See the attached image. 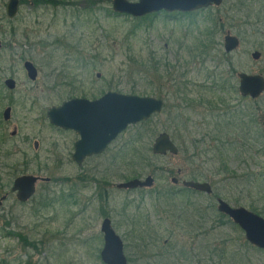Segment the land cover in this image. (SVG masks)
Masks as SVG:
<instances>
[{"label":"rangeland","instance_id":"rangeland-1","mask_svg":"<svg viewBox=\"0 0 264 264\" xmlns=\"http://www.w3.org/2000/svg\"><path fill=\"white\" fill-rule=\"evenodd\" d=\"M8 1L0 0V198L8 195L0 209V264H104L105 218L123 240L129 264H264V251L221 217L216 200L255 208L264 217V94L252 99L238 90L239 73L264 76V1L225 0L194 16V24L189 15L152 20L118 15L113 0H58L75 5L41 9L23 0L10 19ZM217 22L225 25L218 41L231 33L240 38V47L224 57L215 45L209 59H193L203 31H214ZM220 48L225 52L224 44ZM254 51L261 52L259 61L252 58ZM26 61L37 67L36 81L27 76ZM167 64L178 67L176 84L183 92L173 91L169 98L164 91L173 79L163 69ZM211 76L228 77L230 84L215 89L222 84H214ZM8 78L16 81L13 91L5 86ZM110 91L158 93L165 107L141 129L127 130L103 154L78 166L72 157L79 135L54 127L47 112L70 99L95 100ZM210 105L220 109L216 115L233 108L228 125H252L250 139H237L232 126L209 112ZM8 107L12 116L5 121ZM219 131L238 144L225 149V164L214 149L207 151ZM162 132H170L178 155L154 158L146 152ZM136 153L141 158L133 163ZM200 173L213 195L183 190L182 181ZM26 174L50 180H40L31 199L20 203L11 188ZM149 175L155 178L151 188L117 187ZM169 188L173 196L163 195ZM24 237L37 246H25Z\"/></svg>","mask_w":264,"mask_h":264},{"label":"water","instance_id":"water-1","mask_svg":"<svg viewBox=\"0 0 264 264\" xmlns=\"http://www.w3.org/2000/svg\"><path fill=\"white\" fill-rule=\"evenodd\" d=\"M224 0H113L112 9L118 15H129L141 18L160 12L192 13L210 7H220ZM20 8V0H9L6 7L8 18L14 19ZM224 51L227 54L235 52L241 45L239 37L227 34L224 37ZM261 52L254 51L252 58L259 61ZM24 68L30 80L36 81L37 67L30 61L24 63ZM239 92L243 97L258 99L264 94V76L260 74L239 73ZM8 90L16 89L17 84L13 78L5 80ZM164 102L161 99L149 96H138L107 92L102 97L89 100L87 98H73L65 101L59 107H51L47 117L50 123L64 130H73L79 136L75 143L73 161L81 166L87 158L103 154L107 148L119 138L129 127L148 121L154 115L163 111ZM12 116V108L4 111V119L8 121ZM154 155H178L179 148L167 132L160 133L153 145ZM49 181L35 175H21L17 177L12 186V192L21 203H26L36 192L37 183ZM178 179L173 182L177 183ZM155 178L151 175L144 179H131L117 185L119 189L133 190L137 188H151ZM185 188H191L205 194H212L213 188L209 182L193 180L183 181ZM8 196L0 198V209ZM218 211L228 216L244 232L248 243L264 251V217L248 210L245 207H234L223 199L218 200ZM104 234V248L101 259L104 264H129L124 253V242L113 228L112 221L106 218L101 226Z\"/></svg>","mask_w":264,"mask_h":264},{"label":"trees","instance_id":"trees-1","mask_svg":"<svg viewBox=\"0 0 264 264\" xmlns=\"http://www.w3.org/2000/svg\"><path fill=\"white\" fill-rule=\"evenodd\" d=\"M44 0H38L37 2L39 3V2H43ZM45 1H51V0H45ZM246 1V0H245ZM253 1V3H263V1L264 0H252ZM21 2H23V0L21 1ZM60 3V2H59ZM225 4V0H224V3H223V5ZM222 5V6H223ZM263 7H264V3H263ZM244 8V7H243ZM242 8V9H243ZM213 9H214V7H211V8H208V9H206V10H201V11H198V12H193V13H190V14H188L191 18H192V20H191V18H190V20H191V23L193 22V17L194 16H196V15H198L199 13H203V12H212L213 11ZM241 9V10H242ZM257 14V16H261L262 17V15H263V12H260V13H256ZM166 17L167 18H171L172 17V15H166ZM146 18H150V20H152V16H147ZM193 24H194V22H193ZM225 29V25L223 24V23H220V22H217V27H216V29L214 30V31H207V30H205V31H203V32H206L205 33V35H204V39L201 41V44L200 45H202L201 46V48L199 49V50H197V52H196V55L195 56H193V59H201V60H204V59H209L212 55V52H213V50H215V48H214V46L215 45H218V49L217 50H219L221 53H222V55L225 57H227V56H229L227 53H225V52H223V50L220 48V47H222L223 46V42L221 41V39H220V42L218 41V37H221V36H223L225 33H224V30ZM203 32H201V35L203 34ZM173 67H175V66H173ZM163 69L165 70H169L170 72H169V74H171L172 75V73H173V68H172V66H170L169 64H167L166 66H165V68L163 67ZM184 75H182V77H183ZM232 77H233V75H232ZM209 80H212V82L214 83V84H217V83H219V84H222V85H213V88H215V89H217L219 86H222L223 87V85H229L230 84V79L228 78V77H226V78H222L221 79V77H218V78H214L213 76H211V77H209ZM219 80H221V83L219 82ZM224 80V81H223ZM177 85V84H176ZM237 85V84H236ZM176 87V89L178 90V86H175ZM186 87V86H185ZM225 88L223 87V89H222V91L224 90ZM232 89H233V87H232ZM165 92V96H166V91H164ZM155 94V93H154ZM158 94V93H157ZM157 94H155V96H159V98H163L162 96H160L159 94L157 95ZM183 101L184 102H186L188 105H190L191 104V100H188V99H183ZM204 102V101H203ZM222 103H224V101L222 102ZM209 104H211V103H209ZM165 107V106H164ZM176 107V106H175ZM174 107V108H175ZM190 107V106H189ZM210 108H212V110H209V112H213V113H215V118L218 116V120L219 121H221V122H223L226 126H232V128H233V132L234 133H236V134H233V135H236V137H237V139H239L238 138V136L239 135H241V137L243 138V139H250V134H247V132L251 129V127H252V125H250V124H247V125H245V124H239V125H235L234 123H231L230 125H228V121H229V116H230V114H231V111H233L234 109L233 108H225V109H221V111H222V113L219 115H216V113L217 112H219L220 111V109H218L217 107H215V106H211L210 105ZM229 110V111H228ZM228 111V112H227ZM246 114V113H245ZM244 114V115H245ZM219 116H221V117H219ZM224 116V118L222 119V117ZM232 116V115H231ZM249 121L251 122V123H254L255 124V120L252 118H249ZM146 124V122H142V123H140V124H137V125H135V126H132V127H130L128 130H135V129H141L144 125ZM248 125H250V126H248ZM248 126V127H247ZM167 133H170V132H167ZM227 135L225 134L224 135V138H222V133L219 131L218 133H214V134H212V137H211V141L213 142V144H216V146H218L217 148H214V147H216V146H214L213 147V144H211L210 145V147H209V149H207V151H209L208 153H210V151H212V149H214V152L215 153H219L220 154V156H221V159H222V162L224 163V159H223V154H224V152H225V149H229V147L230 146H236V147H238V144H237V140H231V141H229V140H227ZM142 138V137H141ZM140 138V139H141ZM172 138V137H171ZM173 140V139H172ZM174 141V140H173ZM136 142V140L135 139H133V140H130L128 143H127V145L129 146V145H131V146H133L134 145V143ZM175 142V141H174ZM208 146H209V144H208ZM179 148V147H178ZM211 148V149H210ZM180 151V150H179ZM146 152L150 155L151 153H152V155H153V152H152V148H146ZM139 153H136L134 156L132 155V157L130 158V161L131 162H133V163H135V161L137 160V159H139V158H141L140 157V155H138ZM197 156V153H195V154H193L192 155V157L190 158V159H195V157ZM153 157L154 158H158V157H155L154 155H153ZM146 161H148V160H146ZM225 164V163H224ZM155 174V173H154ZM136 178H137V176H136ZM203 180V179H205V177H204V174L203 173H200V175H198V176H194L193 177V179L192 180ZM170 189V188H169ZM168 189V191H164V192H162V194L163 195H166V196H173V194H174V192H173V189H170L169 190ZM189 190V189H188ZM192 191V190H191ZM193 192V191H192ZM253 212L254 213H257V214H259V215H261L260 214V212L257 210V209H253ZM221 217H223V218H228V217H226L225 215H223V214H221ZM201 219V218H200ZM229 222H230V224H233L232 223V221H230L229 220ZM234 226H236L235 224H233ZM238 227V226H237ZM256 248V247H255ZM256 249H258V248H256ZM183 255H185V253H183ZM128 261H129V259H128ZM129 263H130V261H129Z\"/></svg>","mask_w":264,"mask_h":264},{"label":"flooded vegetation","instance_id":"flooded-vegetation-1","mask_svg":"<svg viewBox=\"0 0 264 264\" xmlns=\"http://www.w3.org/2000/svg\"><path fill=\"white\" fill-rule=\"evenodd\" d=\"M38 0H32L31 2H30V4H32V6H35V7H39L40 9H41V7L43 8V7H48V6H53V7H58V6H65L66 8H70V7H73L75 4H73V3H70L69 4V2L67 3V2H65V1H62V2H60L59 3V1L58 0H51V1H43V2H37ZM20 3H21V1H20ZM65 4V5H64ZM82 5H84V4H82ZM211 8V7H210ZM203 10H206V9H203ZM201 11V10H200ZM19 12V11H18ZM162 14H164L165 15V17H166V15H172V18L173 17H175V18H179V17H187L188 16V14H190V13H183V12H174V13H168V12H165V11H163V12H160V13H155V14H151V15H147V16H152V19H154V18H156L157 16H160V15H162ZM147 16H144V17H141V18H145V17H147ZM167 18V17H166ZM171 66V65H170ZM164 68H165V65H164ZM172 70H173V73H172V83H170V88H169V90L167 91V96H168V98L172 95L171 93L173 92V91H177L179 94H182L183 92H182V89H180V88H178V90L176 89V87L175 86H178L179 87V85H176V78H177V76H178V67H173L172 66ZM180 78V77H179ZM180 84H182L181 83V81L179 82ZM239 83H240V81H239ZM183 86V85H182ZM186 86V85H185ZM238 90H239V88H238ZM155 98H157V97H155ZM173 98H174V95H173ZM157 99H161V100H163V102H164V106H165V101H164V99L163 98H157ZM174 99H176V98H174ZM183 99H186V98H180L179 100L180 101H183ZM48 113V112H47ZM55 127V126H54ZM58 128V127H57ZM59 129H61V128H59ZM61 130H64V129H61ZM66 131H73V130H66ZM75 132V131H74ZM121 136V135H120ZM119 136V137H120ZM171 136V135H170ZM79 138H80V136H79ZM118 139V138H117ZM172 139V138H171ZM79 140V139H78ZM77 140V141H78ZM76 141V142H77ZM75 142V143H76ZM174 142V141H173ZM175 143V142H174ZM176 144V143H175ZM74 148H75V144H74ZM109 148V147H108ZM107 148V149H108ZM76 163V162H75ZM77 164V163H76ZM78 165V164H77ZM83 165V164H82ZM81 165V166H82ZM79 166V165H78ZM178 173H182V171L181 170H179V172ZM174 179H177V178H173V180ZM173 180H172V183L174 184V185H177V184H179V179H178V181H177V183H174L173 182ZM15 181V180H14ZM183 181H185V180H183ZM183 181H182V186H183ZM193 181H199V182H208V181H206V180H204V181H201V180H193ZM40 182V181H39ZM212 186V185H211ZM12 189V188H11ZM184 189H186V190H192L193 192H196V193H202V194H205V193H203V192H200V191H196V190H193V189H191V188H185L184 186H183V190ZM12 191V190H11ZM214 192V191H213ZM13 194H16V193H14V192H12ZM206 195H208V194H206ZM211 195H213V193L212 194H210V196ZM219 199H222V198H220V197H216V200H217V204H218V200ZM28 202V201H27ZM21 203V202H20ZM232 206V205H231ZM218 207V206H217ZM219 212V211H218ZM220 213V212H219ZM221 214V213H220ZM226 216V215H225ZM226 217H228V216H226ZM106 219V218H105ZM110 219V218H109ZM228 219L230 220V221H232L229 217H228ZM112 221V220H111ZM232 223L233 224H235L233 221H232ZM112 225H113V223H112ZM236 225V224H235ZM236 226H238V225H236ZM239 227V226H238ZM113 228H114V226H113ZM102 232V231H101ZM8 234H9V238H17V239H19L20 241H22V238L19 236L18 237V235H16L17 233H11V232H8ZM102 234H103V232H102ZM103 238H104V234H103ZM23 241H24V245L26 246V245H29V246H31V247H36L37 245L35 244V243H29V242H27V238L26 237H24L23 238ZM104 243H105V240H104ZM125 252V251H124ZM128 259V258H127ZM129 262V261H128Z\"/></svg>","mask_w":264,"mask_h":264}]
</instances>
